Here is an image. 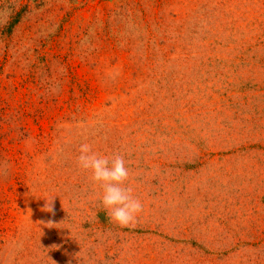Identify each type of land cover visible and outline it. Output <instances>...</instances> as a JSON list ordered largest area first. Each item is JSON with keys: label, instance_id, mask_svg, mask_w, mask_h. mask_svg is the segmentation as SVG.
<instances>
[{"label": "rangeland", "instance_id": "1", "mask_svg": "<svg viewBox=\"0 0 264 264\" xmlns=\"http://www.w3.org/2000/svg\"><path fill=\"white\" fill-rule=\"evenodd\" d=\"M0 264H264V0H0Z\"/></svg>", "mask_w": 264, "mask_h": 264}, {"label": "clouds", "instance_id": "2", "mask_svg": "<svg viewBox=\"0 0 264 264\" xmlns=\"http://www.w3.org/2000/svg\"><path fill=\"white\" fill-rule=\"evenodd\" d=\"M77 164L81 170L89 172L91 181L102 189L100 203L108 219L121 228L134 225L143 211V204L127 183L130 169L124 156L119 153L102 155L95 152L91 144L82 143ZM44 210L51 212V204Z\"/></svg>", "mask_w": 264, "mask_h": 264}]
</instances>
